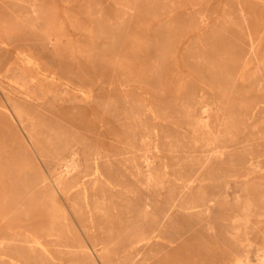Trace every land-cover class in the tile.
<instances>
[{"label": "rangeland", "instance_id": "obj_1", "mask_svg": "<svg viewBox=\"0 0 264 264\" xmlns=\"http://www.w3.org/2000/svg\"><path fill=\"white\" fill-rule=\"evenodd\" d=\"M262 46L264 0H0V264H264Z\"/></svg>", "mask_w": 264, "mask_h": 264}, {"label": "bare ground", "instance_id": "obj_2", "mask_svg": "<svg viewBox=\"0 0 264 264\" xmlns=\"http://www.w3.org/2000/svg\"><path fill=\"white\" fill-rule=\"evenodd\" d=\"M57 3H58V2H57ZM59 7H60V6H59ZM220 10H221V9H220ZM257 12H258V11H257ZM176 13H177V12H176ZM217 13H218V12H217ZM59 14H60V11H59ZM241 17H242V16H241ZM187 20H188V19H187ZM202 29H203V28H202ZM189 35H190V34H189ZM61 39H62V38H61ZM188 39H189V38H188ZM244 45H245V44H244ZM183 46H184V45H183ZM183 46H182V47H183ZM253 47H254V46H253ZM262 47H264V46H262ZM16 51H17V50H16ZM16 51H15V52H16ZM252 51H253V50H252ZM262 51H263V50H262ZM110 52H111V51H110ZM112 54H113V53H112ZM15 55H16V54H15ZM23 55H24V54H23ZM254 56H255V55H254ZM262 56H263V55H262ZM21 57H22V56H21ZM27 57H28V56H27ZM255 58H256V56H255ZM258 58H259V57H257V60H258ZM261 58H263V57H261ZM27 59H28V58H27ZM31 60H32V59H31ZM257 60H256V61H257ZM25 62H26V61H25ZM31 63H32V62H31ZM256 63H257V62H256ZM256 63H255V64H256ZM28 64H29V63H28ZM36 66H37V65H36ZM37 68H38V67H37ZM259 71H260V70H259ZM47 74H48V73H47ZM45 77H46V76H45ZM50 78H51V77H50ZM50 78H49V79H50ZM236 80H237V79H236ZM261 89H262V88H261ZM259 90H260V89H259ZM12 94H13V93H12ZM14 95H16V94H14ZM204 95H205V94H204ZM13 97H14V96H13ZM198 99H199V98H198ZM218 99H219V98H218ZM214 101H215V100H214ZM216 101H217V99H216ZM226 115H227V114H226ZM240 118H241V117H240ZM217 122H218V121H217ZM199 123H200V122H199ZM202 124H203V123H202ZM109 147H110V146H109ZM154 148H155V147H154ZM219 151H220V150H219ZM216 154H222V153H221V152H216ZM261 163H262V162H261ZM263 163H264V162H263ZM263 165H264V164H263ZM262 168H263V167H262ZM260 170H261V169H260ZM263 170H264V168L262 169V171H263ZM261 174H263V173H261ZM263 184H264V183H263ZM263 184H262V185H263ZM263 188H264V187H263ZM263 190H264V189H263ZM260 196H261V198H262L261 200H263V202H264V192H262V193L260 194ZM262 212H263V211H262ZM243 220H244V219H243ZM254 226H255V225H254ZM139 244H141V243H139ZM193 261H195V260H193ZM247 264H248V263H247Z\"/></svg>", "mask_w": 264, "mask_h": 264}]
</instances>
